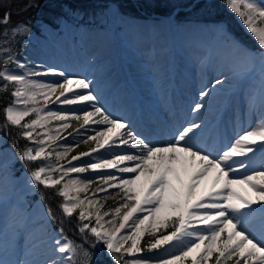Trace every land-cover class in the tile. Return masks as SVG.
I'll use <instances>...</instances> for the list:
<instances>
[{"label":"snow or ice","instance_id":"6c2138e0","mask_svg":"<svg viewBox=\"0 0 264 264\" xmlns=\"http://www.w3.org/2000/svg\"><path fill=\"white\" fill-rule=\"evenodd\" d=\"M227 7L235 13L247 31L253 35L258 44L256 51H249L238 42L227 36L223 27L216 31L225 37L238 64L246 71L251 72L259 61L264 77V3L258 0H225ZM36 5L29 3L27 7ZM10 13L5 12L0 18V24L7 25ZM26 30L22 24L5 29L4 43H8L9 33L14 38L18 33ZM0 59L5 67L0 70V88H7L8 84L15 85L11 92L14 98L5 108L6 123L4 127H18L19 135L30 142L41 145L38 148H27L19 156L24 163H31L41 159H49L51 151L44 145L54 143L60 133L70 127V120H83L74 132L83 135L89 126H104L94 130L84 140L95 141L97 147L89 152H81L68 161V166H53L45 164L36 167L26 174V186L35 190L38 186L45 189H55V195L62 198L58 205L63 217H72L79 209L78 220L91 221L93 211L96 226L83 223L79 227L80 233L87 232L93 239L90 247L101 246L99 251L106 252L114 264H183L184 260L192 257V264H206L208 258L215 253V264H227V261L236 257V264H264V220L260 223V235L250 231L246 226V218L254 211L253 206L260 205L264 211V160L258 168H252V158L258 150H264V120L257 128L244 131L219 150L216 154L205 151L192 143L196 130L201 124L191 122L178 130L168 142L153 144L142 136L128 129V125L111 116L102 106L94 101L97 97L91 92L82 93L77 90L90 89V82L86 79L71 78L63 71L49 68L44 72L28 69L25 64L19 63L9 49H0ZM11 63L23 69L17 74L7 67ZM52 75L62 77V81L40 82L30 79L31 76ZM225 81L217 79L215 85H222ZM215 85L213 86L215 88ZM59 90V95H55ZM200 101L191 108L198 114L204 107L210 92L201 91ZM55 96V99L52 97ZM38 97L43 98V106L39 105ZM255 97L250 98V103ZM261 102L264 103V81L261 88ZM78 105L86 104L91 110L76 112H60L48 110V104ZM29 105H32L29 107ZM22 106V107H21ZM35 114L36 118L22 123L26 117ZM52 120L60 121L52 135V129L46 128ZM37 128L44 131L36 133ZM43 135L46 139L37 140L33 135ZM69 135H72L70 133ZM117 141L119 144L117 145ZM114 145H124L135 149L132 153H113L111 159H97L87 163L86 167L75 166L72 161L91 156L100 149H111ZM71 146H65L64 151L57 152L60 159L67 155ZM17 158L0 162V171H7ZM130 162L131 166H126ZM124 165V166H122ZM99 173L102 169H115L119 173L129 174L127 178L117 177L111 172L98 174L102 184L91 193V196L80 197V193H87L93 179H68L71 173H84L88 169ZM60 172L62 175L56 176ZM211 177L208 183L204 179ZM59 186V187H58ZM119 189L123 196L118 201L119 206L107 211H100L102 205L95 199L97 193H107L108 189ZM75 193V194H70ZM129 201L134 203L129 204ZM40 204L46 213V221L56 223L47 204L44 203V193L40 194ZM90 209V210H86ZM122 209H127L123 211ZM248 210V211H246ZM138 213H146L143 217ZM111 217L104 220L105 217ZM103 221V223H102ZM117 221L119 226H116ZM146 222L151 226H146ZM171 222L175 231L160 236L149 243L147 251L159 250L166 245L173 249L171 254L165 250L163 255L151 258L138 257L133 260H124V256H134L142 251L140 240L145 233L156 236L159 228H167ZM107 225V227H106ZM201 225L202 227H197ZM22 226V225H21ZM125 229L130 232L123 234ZM59 239H51L50 252L52 257L44 261L17 258L10 260L0 255V264H76L78 248L62 235ZM188 238V239H186ZM131 246L125 248L127 241ZM87 242V241H85ZM83 255L91 256L86 250Z\"/></svg>","mask_w":264,"mask_h":264},{"label":"rangeland","instance_id":"374dc122","mask_svg":"<svg viewBox=\"0 0 264 264\" xmlns=\"http://www.w3.org/2000/svg\"><path fill=\"white\" fill-rule=\"evenodd\" d=\"M258 2L264 3V0H258ZM107 9L108 11L98 18L97 23L87 24L84 23L85 21H79L80 17L74 11L67 12L68 19L60 17L56 21V27L48 26L44 22H36L38 35L34 33L33 28L25 23H18L22 24L26 30L18 33L14 38L9 33L8 43H4L5 37L0 39V49H9L19 63H25L31 70L44 72L52 68L63 71L69 77L88 80L91 85L90 89L77 91L82 93L91 91L97 97V100L94 101L97 106H102L111 116L125 122L129 130L153 144L168 142L178 130L194 121L201 124V127L196 130L192 143L205 151L216 154L229 145L238 134L253 130L256 121L259 120L260 123L264 120V109L261 110L264 103L259 102L261 101L264 77L261 74L262 69L259 61L256 62L251 72L246 71L238 64L237 60L233 61L232 57L235 54L231 52L229 55L228 51H232V49L225 37L220 35L216 29L223 27L228 37L249 51H256L255 48L245 45L238 37L233 36L223 22H213L211 18L207 17L206 14L209 11L206 7L192 13L187 19L181 20L175 17H156L150 14L146 16L144 13L139 16L123 14L119 12L115 3L110 4ZM227 12L234 14V18L243 32L249 35L258 46L255 38L247 31L246 25L240 18L228 7ZM47 26L57 37L56 44H53V40L51 42L44 33L47 31ZM65 26L69 29L68 34L63 31ZM146 26L150 30L146 29ZM258 26L264 27V24L258 22ZM154 32L156 34L153 35ZM138 35L154 42L150 46H145L144 51L147 57L143 56L145 53L141 54L140 43L133 40ZM171 42H173L172 46ZM107 43H111L109 47ZM164 45L171 46L170 53L173 52L174 55L169 60L170 64L163 61L161 56ZM102 46H104V53L106 54L101 52ZM71 47H73V51L70 52L71 55L63 54L62 49L68 51ZM130 47L135 52L131 51ZM40 57H46L45 65L47 67L42 70L38 68V62L33 59ZM40 62L43 63L44 61L40 59ZM91 64L95 65L92 66ZM0 66L2 69L5 67L2 59H0ZM7 67L12 71L19 69L11 63ZM203 67L205 68L204 76L202 75L196 80L195 74L199 72V69L203 71ZM19 70L24 71L23 69ZM116 71L118 75L114 74ZM244 76L249 77L250 80L246 81L243 79ZM29 78L44 83L62 81L63 79L52 75L31 76ZM217 79L225 82L222 85H215ZM214 89L216 93L212 92L206 99L205 107L198 114L193 113L191 108L200 101V92ZM135 93H138L139 96H136ZM55 95H59V90ZM215 97H219L218 100ZM251 97H255V102L259 103H250ZM256 97L260 99L256 101ZM38 99L40 103L36 106H43V98L38 97ZM52 99H55V96ZM226 99H228V103L224 105ZM123 103L125 106L122 108ZM134 104L142 107L135 108ZM31 106L29 105V107ZM222 107L224 109H221ZM84 109L91 110V106L86 104H48V110L66 113L76 112L80 114L81 110ZM235 113H242L245 118L249 117V124L238 130L236 134L233 131L230 134V128L239 125L238 116ZM35 118V114H32L26 117L22 123L30 122ZM59 123L60 121L52 120L46 128L52 129L51 134L55 135V129ZM69 123L70 127L63 130L54 143L44 145L46 152L51 151L52 156L49 159H41V166L51 164L67 167L68 161L73 156H78L81 152H89L92 148L97 147L95 141L88 140L85 143L84 140L88 135H93L94 130L104 126L91 125L83 135H77L74 130L79 128L83 120H70ZM42 131L44 130L37 128L36 133ZM36 133L33 135L37 140L46 139L43 135L37 136ZM70 133L72 135H69ZM5 143L7 144L6 136L0 133V162L16 157L15 150ZM30 144L31 146L28 148L35 149L41 146L33 142ZM65 146H71V150L67 155L57 159L56 153H62ZM257 148L258 150L252 158V168H258L260 162L264 160V150H260L259 146ZM135 152V149L127 146L114 145L111 149H100L91 156L72 161V164L86 167L87 163L95 162L97 159H111L113 153L134 154ZM125 165L131 166V163L125 162ZM27 173L30 172H19L13 165L7 171H0V200L4 211L0 219V235L10 243H14L18 238L16 228L9 227L6 222L7 214L11 215L14 212L11 218L16 216V222L22 223V236L26 232L33 235L30 239L26 238L25 244L19 246L20 254L34 248L32 245L37 244L40 239H48L47 242L42 243V246H45L48 243L51 244L50 238L59 239L61 236V232L53 228L52 222L46 221L45 210L40 204V199L35 196L36 189L30 190L26 186ZM103 173L108 172H100L99 174ZM111 173L117 177L123 176V173H119L115 169ZM55 175L60 176L62 173L57 172ZM128 175L123 177L127 178ZM97 176V173H89V175L71 173L64 182H67L68 179H93L95 182L89 186L88 192L80 193V197L83 198L85 195L91 196V193L101 186L102 182L97 179ZM210 179V176L205 178L204 183H208ZM122 196L123 193L119 189L110 188L107 193H97L95 199L102 205L100 211L103 212L119 206L118 201ZM132 203L134 201H129V204ZM253 208L254 211H251V214L246 218V226L259 236L260 223L264 220V211L261 210L260 205H255ZM79 211L78 209L74 213L77 219ZM91 211H93L92 220L90 222L85 221L90 223V226H96L95 210ZM123 211H127V209H122ZM138 215L143 217L146 213H138ZM110 218V216L105 217L104 220ZM116 226H119L118 221ZM146 226L149 227L150 232L151 226L148 225V222H146ZM196 226L202 227L201 225ZM172 231H175V228L169 222L167 228H159L156 236L145 233L139 244L142 251L134 256L125 255L124 260H133L138 257H157L163 255L165 250L171 254L173 249L170 245L152 252L147 251V248L154 239L168 235ZM129 232L130 229H125L123 234L127 235ZM131 243V240L127 241L124 247H130ZM73 245L82 246V248L77 249L76 264H114L106 252L103 253L104 258L93 261L95 252L99 251L101 246L87 249L82 244L73 243ZM83 250H86L91 256L83 255ZM37 254L46 255L49 254V250L41 249ZM215 255L213 253L206 264H215ZM52 258L54 257L52 256ZM107 259H109V263ZM236 259L233 257L227 261V264H236ZM183 264H192V257L186 258Z\"/></svg>","mask_w":264,"mask_h":264},{"label":"trees","instance_id":"16d2710c","mask_svg":"<svg viewBox=\"0 0 264 264\" xmlns=\"http://www.w3.org/2000/svg\"><path fill=\"white\" fill-rule=\"evenodd\" d=\"M32 2L34 7H27ZM110 3H115L119 12L123 14H132L134 16L141 13L155 14L157 16H169L176 10L174 16L181 20L187 19L192 13L207 8V17L212 21L223 22L227 25L228 30L238 37L245 45L258 49L254 40L246 35L241 26L234 18V14L227 12L225 0H0V18L5 12L10 13V20L7 25L0 24V38L7 27L16 25L19 22L29 23L33 25L32 20L41 19L44 22L52 23L51 17L63 14L67 9L80 12L85 20L92 21L98 16L104 15ZM191 7V8H190ZM188 8V9H187ZM236 21V22H235ZM3 83V81H0ZM11 85L7 88H0V132L7 135V145L12 146L15 150L17 160L14 166L20 170L31 172L40 164L41 160L31 163L21 162L18 158L20 154L30 145L26 138H22L19 133L21 129L18 127H4L6 123L4 108L11 102ZM55 189H45L43 186L37 187V195L44 193V203L51 209L56 217V223L53 226L61 230L64 236L75 243H82L88 249L93 244V239L87 232L84 234L77 230L83 222L79 221L73 214L72 217H63L58 205L62 198L55 195ZM87 240V242H85ZM93 261H99L104 258L102 253L95 252ZM108 263L110 262L107 259Z\"/></svg>","mask_w":264,"mask_h":264},{"label":"bare ground","instance_id":"6f19581e","mask_svg":"<svg viewBox=\"0 0 264 264\" xmlns=\"http://www.w3.org/2000/svg\"><path fill=\"white\" fill-rule=\"evenodd\" d=\"M146 29H149V27L148 26H146ZM65 30L67 31L68 30V28L67 27H65ZM150 30V29H149ZM148 30V31H149ZM157 32V31H156ZM156 32H154L153 33V35L154 34H156ZM46 33L48 34V36H49V38H51L52 40H54L55 41V34L53 33V31L51 30V28L50 27H47V31H46ZM158 36H160V35H158ZM157 36V37H158ZM134 41H136L137 43H140V48H142V53L141 54H144L145 53V55H143V56H145V57H147V54H146V52L144 51L145 50V46L146 45H152L154 42H152V40L151 41H148L146 38H143L142 36H135L134 37V39H133ZM110 44L111 43H107V45H108V47L110 46ZM106 45V44H105ZM104 45V46H105ZM173 45V42H171V46ZM104 46H102V48H101V52L102 53H104ZM148 46V47H149ZM171 46H166V45H164V47H163V49H162V51H161V56H162V59H163V61H165L167 64H170V59L174 56L173 55V52H172V54L170 53L171 52V50H170V47ZM73 47H71L70 48V51H73V49H72ZM157 50V49H156ZM69 51V52H70ZM63 52V54H65V52H68V51H62ZM231 50H229L228 51V53H229V55H231ZM157 53H158V50H157ZM104 54H106V53H104ZM232 57V56H231ZM234 60L233 61H235V60H237L236 59V57L234 56V57H232ZM33 59H35V62H38V67L42 70V69H44V68H46L47 66L45 65L46 64V57H40V58H33ZM40 59H42L44 62L43 63H41L40 62ZM206 61V60H205ZM26 65V64H25ZM92 66L93 65H95V64H91ZM27 66V65H26ZM91 66V67H92ZM28 68V67H27ZM28 69H30V67L28 68ZM205 68L203 67V71L202 70H200L199 69V72H197V74H195V79L196 80H198V78L199 77H201L202 75L204 76V73H205V70H204ZM202 71V72H201ZM13 72H15V73H17V74H22L23 73V71H21V70H19L18 69V71H13ZM114 74H117V71L114 73ZM118 75V74H117ZM189 76V75H188ZM71 78H73V77H71ZM243 79H245L246 81H248V80H250L249 79V77H247V76H244L243 77ZM192 80V79H191ZM135 83V82H134ZM133 89V88H132ZM207 92H210V94L213 92L214 94L216 93V91H215V89L214 90H209V91H207ZM135 95L136 96H139L138 95V93H135ZM229 95L231 96V93H229ZM217 100H218V98L217 97H215ZM260 98L259 97H256V101L257 100H259ZM259 102H261V101H259ZM259 102H255V103H259ZM228 103V99H226L225 100V103H224V105L225 104H227ZM125 105H124V103L121 105V107L123 108ZM135 108L136 107H142V106H140V105H138V106H136L135 104L133 105ZM221 109H224L223 107L221 108ZM264 109V106H263V108H261V110H263ZM264 111V110H263ZM237 116H238V119H237V121H238V123H239V125L238 126H232L231 128H230V134L232 133V131H233V133L234 134H236L237 132H238V130H241V128H245L249 123V121H248V119H249V117H247V118H245V116L242 114V113H235ZM260 123H259V120L258 121H256V124H255V127H254V129L255 128H257L258 127V125H259ZM112 170H114V169H102V170H99V173L100 172H111ZM84 173H86V174H88L89 175V173H97V172H93L92 171V169H88L86 172H84ZM83 173V174H84ZM99 173H97V174H99ZM76 174V173H75ZM77 174H79V173H77ZM93 175V174H92ZM126 175H128V174H123V176H126ZM81 176H83L82 174H81ZM3 205H2V202H1V200H0V219L2 218V216H3V213H4V211H3ZM15 213V212H14ZM14 213H12L11 215L9 214H7V216H8V219L6 220V222L8 223V225H9V227H14V229H15V231H16V233H17V236H18V238L16 239V241L14 242V243H10V241H8V240H6V238L5 237H3L2 235H0V255H4L5 256V258H7V259H10V260H14V259H17V258H19V256L21 255V258H26V259H28V260H36V261H44L45 260V258L46 257H52V253L50 252V246H51V244L50 243H48V244H46L45 246H42V243H44V242H47L48 241V239H40L38 242H37V244H34V245H32V246H34V248H30L27 252H24L23 254H20L19 253V246H21V245H23V244H25L26 243V238H28V239H30V238H32L33 237V235L30 233V232H26L25 233V235H23L22 236V234H23V227L21 226L22 225V223H20V222H16V216H14V218H11L12 217V215L14 214ZM17 227H20V229H17ZM4 233V232H3ZM1 234V233H0ZM4 235V234H3ZM18 241H20V243H18ZM171 247V246H170ZM41 249H48L49 250V254H46V255H42V254H37L39 251H41ZM32 254H34V255H32Z\"/></svg>","mask_w":264,"mask_h":264}]
</instances>
